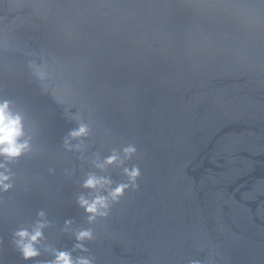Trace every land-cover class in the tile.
I'll list each match as a JSON object with an SVG mask.
<instances>
[{"label":"water","instance_id":"95a60500","mask_svg":"<svg viewBox=\"0 0 264 264\" xmlns=\"http://www.w3.org/2000/svg\"><path fill=\"white\" fill-rule=\"evenodd\" d=\"M0 99L30 144L0 157V264H264V0H0Z\"/></svg>","mask_w":264,"mask_h":264},{"label":"clouds","instance_id":"9594fccd","mask_svg":"<svg viewBox=\"0 0 264 264\" xmlns=\"http://www.w3.org/2000/svg\"><path fill=\"white\" fill-rule=\"evenodd\" d=\"M42 75V74H41ZM88 126L81 124L80 127L71 132V137L76 138L87 135ZM25 136L23 116L19 112H14L11 107V101L0 99V157H4L6 160H10L19 157L22 153L30 148L29 141L22 139ZM136 151L134 146H128L124 149V153L127 157H130ZM120 157L117 154H113L109 157L106 163L111 164L116 162ZM103 167L104 165H98ZM6 163L0 162V169H6ZM125 174L129 178V184H120L108 191V195L97 194L93 199H88L86 196H81L79 202L82 207L92 215L89 217L90 221L95 220L97 215H106L109 208V199L116 201L123 194L124 190L129 186H135L137 177L140 175L138 167L132 169L125 168ZM10 176L6 171H0V188L7 190L11 187L10 184L5 183L9 180ZM112 181L105 177H97L96 175H90L84 182V186L91 189L104 188L106 185L111 184ZM40 215L43 217L44 213ZM46 225L43 222H38L31 232L28 229L18 230L16 236L18 237L17 245L22 251L25 258H31L39 255V249L35 247L43 236L42 229ZM91 230H81L77 233L79 240L85 238H91ZM82 247V245H78ZM55 260L50 264H91L87 259L73 260L71 253L69 252H56Z\"/></svg>","mask_w":264,"mask_h":264}]
</instances>
